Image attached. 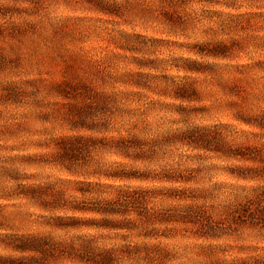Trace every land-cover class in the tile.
<instances>
[{"label":"rangeland","instance_id":"374dc122","mask_svg":"<svg viewBox=\"0 0 264 264\" xmlns=\"http://www.w3.org/2000/svg\"><path fill=\"white\" fill-rule=\"evenodd\" d=\"M0 264H264V0H0Z\"/></svg>","mask_w":264,"mask_h":264}]
</instances>
